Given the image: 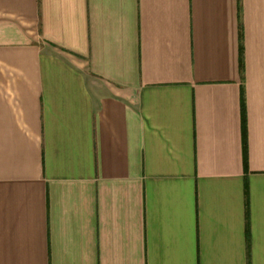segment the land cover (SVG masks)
I'll return each mask as SVG.
<instances>
[{
    "label": "crops",
    "instance_id": "obj_1",
    "mask_svg": "<svg viewBox=\"0 0 264 264\" xmlns=\"http://www.w3.org/2000/svg\"><path fill=\"white\" fill-rule=\"evenodd\" d=\"M0 264H264V0H0Z\"/></svg>",
    "mask_w": 264,
    "mask_h": 264
}]
</instances>
